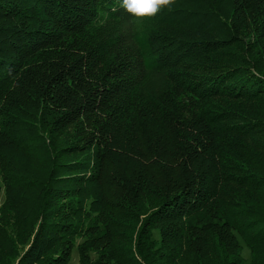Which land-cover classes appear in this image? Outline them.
<instances>
[{
  "label": "trees",
  "instance_id": "obj_1",
  "mask_svg": "<svg viewBox=\"0 0 264 264\" xmlns=\"http://www.w3.org/2000/svg\"><path fill=\"white\" fill-rule=\"evenodd\" d=\"M256 9L0 0V264H264Z\"/></svg>",
  "mask_w": 264,
  "mask_h": 264
},
{
  "label": "clouds",
  "instance_id": "obj_2",
  "mask_svg": "<svg viewBox=\"0 0 264 264\" xmlns=\"http://www.w3.org/2000/svg\"><path fill=\"white\" fill-rule=\"evenodd\" d=\"M171 0H119V6L133 18L152 17L169 6Z\"/></svg>",
  "mask_w": 264,
  "mask_h": 264
},
{
  "label": "rangeland",
  "instance_id": "obj_3",
  "mask_svg": "<svg viewBox=\"0 0 264 264\" xmlns=\"http://www.w3.org/2000/svg\"><path fill=\"white\" fill-rule=\"evenodd\" d=\"M255 4H256V7H257L256 12H255V16L259 17L260 14L264 12V0H255ZM258 15H259V16H258ZM247 42H249V43L251 44V43L257 42V40L251 38V36H250V38L247 40ZM260 48H263V45H262ZM258 52H260V53H264V52L261 51V50H259ZM255 54H256V55H260V54H258V53H255ZM255 73H256V72H255ZM251 74H252V73H251ZM253 76H254V75H249V79H248V80L252 81V80L254 79ZM255 77L257 78L258 81H262V79H261L260 77H258V76H255ZM243 110H246V109H243ZM67 137H68L69 140H71V142L73 141V137H72V136H67ZM70 158H71V157H70ZM3 196H4L3 194L0 195V203H1V202L3 201V199H4ZM240 244L242 245V242H241V241H240ZM242 246H243V245H242ZM242 255H243V257L245 258V260L247 261V258H248V252H247V250H246L245 247L243 248ZM76 262H77V255H76L75 252H73V255H72V262H71V264H76Z\"/></svg>",
  "mask_w": 264,
  "mask_h": 264
}]
</instances>
